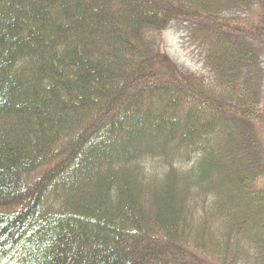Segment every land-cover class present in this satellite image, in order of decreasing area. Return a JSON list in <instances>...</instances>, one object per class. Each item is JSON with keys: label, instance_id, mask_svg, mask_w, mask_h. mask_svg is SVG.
<instances>
[{"label": "trees", "instance_id": "1", "mask_svg": "<svg viewBox=\"0 0 264 264\" xmlns=\"http://www.w3.org/2000/svg\"><path fill=\"white\" fill-rule=\"evenodd\" d=\"M248 2L0 0V264H264ZM173 23L214 80L165 53Z\"/></svg>", "mask_w": 264, "mask_h": 264}, {"label": "rangeland", "instance_id": "2", "mask_svg": "<svg viewBox=\"0 0 264 264\" xmlns=\"http://www.w3.org/2000/svg\"><path fill=\"white\" fill-rule=\"evenodd\" d=\"M247 1L250 2L247 3V6H242L241 11L236 10V18L237 16H243L241 20L242 29L250 33H259L257 39L262 43L257 47V52L255 53V55L257 54V56L259 57V62L261 63L260 65L263 73L262 101L260 104V108H262L261 114L264 116V0ZM259 28L261 29L260 32H258ZM187 33L188 32L185 31L183 27L180 28L177 25L175 26V23H173V25L161 35L163 50L168 55V57L176 63L185 66V68H188L191 71L201 74V76H205L208 79L213 78L214 80V75L210 72H207V70L205 69L206 63L204 62L206 56L204 54H206V52H203L204 49L202 51L201 47L199 48V46L193 45L191 42V38ZM259 125L255 126H257L256 130L259 131L261 147L264 151V118ZM183 166H185L184 171H186L187 169L189 170L190 168V164H183ZM161 167V164L158 162H150L149 164V175H151L152 173L158 174V182H161L162 180V176L160 173ZM198 191L201 190H197V192ZM205 197L206 195L203 194L201 198H198L197 200L193 201V203H191V211L193 213L195 212V217L193 218V220H190L193 221V223H200V220L204 216L202 203L204 201L203 198ZM207 200H212L211 203L216 202L218 204L219 202H223V199H220L215 195L211 197L207 196Z\"/></svg>", "mask_w": 264, "mask_h": 264}]
</instances>
